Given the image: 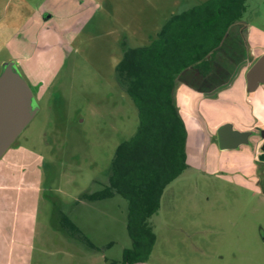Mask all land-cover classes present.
I'll return each instance as SVG.
<instances>
[{
  "label": "rangeland",
  "instance_id": "rangeland-1",
  "mask_svg": "<svg viewBox=\"0 0 264 264\" xmlns=\"http://www.w3.org/2000/svg\"><path fill=\"white\" fill-rule=\"evenodd\" d=\"M205 1L0 0V72L12 66L37 107L0 158V183L25 186L12 191L14 254L0 264L120 262L131 247L127 201L82 198L107 184L114 150L138 128L116 66ZM242 21L264 31V0H247ZM64 217L98 251L70 236ZM150 225L154 264H264V195L219 173L184 171Z\"/></svg>",
  "mask_w": 264,
  "mask_h": 264
},
{
  "label": "trees",
  "instance_id": "trees-1",
  "mask_svg": "<svg viewBox=\"0 0 264 264\" xmlns=\"http://www.w3.org/2000/svg\"><path fill=\"white\" fill-rule=\"evenodd\" d=\"M247 0H207L166 20L149 44L127 49L116 66V80L135 106L138 128L114 150L107 184L82 195L88 202L120 196L127 201L126 231L131 247L118 264H141L156 240L151 219L164 189L188 167L186 127L174 101L178 76L191 68L202 76L228 30L243 22ZM70 236L79 235L98 251L66 217ZM117 264V263H113Z\"/></svg>",
  "mask_w": 264,
  "mask_h": 264
},
{
  "label": "crops",
  "instance_id": "crops-1",
  "mask_svg": "<svg viewBox=\"0 0 264 264\" xmlns=\"http://www.w3.org/2000/svg\"><path fill=\"white\" fill-rule=\"evenodd\" d=\"M263 54L264 31L246 21L237 23L210 61V73L202 76L194 69L184 70L177 78L173 97L187 130V169L219 173L226 181L264 195V84L249 93L245 81L249 68ZM225 124L232 131L247 133L245 143L221 150L216 132ZM18 187L25 188L0 183V223L7 222V226L0 224V259L6 262L14 254L19 194L12 191ZM151 258L141 264H154Z\"/></svg>",
  "mask_w": 264,
  "mask_h": 264
},
{
  "label": "water",
  "instance_id": "water-1",
  "mask_svg": "<svg viewBox=\"0 0 264 264\" xmlns=\"http://www.w3.org/2000/svg\"><path fill=\"white\" fill-rule=\"evenodd\" d=\"M245 81L249 93L264 84V54L249 68ZM33 100L26 81L17 75L12 66L6 65L0 72V158L33 119L36 110L29 109ZM216 134L221 150L236 148L245 143L247 137V133L232 131L226 124L220 126Z\"/></svg>",
  "mask_w": 264,
  "mask_h": 264
},
{
  "label": "flooded vegetation",
  "instance_id": "flooded-vegetation-1",
  "mask_svg": "<svg viewBox=\"0 0 264 264\" xmlns=\"http://www.w3.org/2000/svg\"><path fill=\"white\" fill-rule=\"evenodd\" d=\"M36 108H37V107L35 106V100H33V102L30 104V108H29V109H30L31 111H34V110H37Z\"/></svg>",
  "mask_w": 264,
  "mask_h": 264
}]
</instances>
